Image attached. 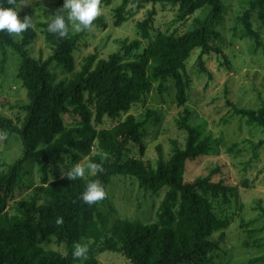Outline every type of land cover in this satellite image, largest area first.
Returning a JSON list of instances; mask_svg holds the SVG:
<instances>
[{"label": "trees", "instance_id": "16d2710c", "mask_svg": "<svg viewBox=\"0 0 264 264\" xmlns=\"http://www.w3.org/2000/svg\"><path fill=\"white\" fill-rule=\"evenodd\" d=\"M24 0H16L18 11ZM110 6L113 0H101ZM222 0H121L114 10L116 27L126 22L132 14L145 5L170 4L178 7L176 19L185 21L197 11L209 6L202 18H194L185 33H151L154 11L137 24L141 40L128 44L120 42L119 51L99 58L97 53L82 59L80 69L75 70L73 52L85 35L70 32L63 40L47 31L50 19L42 23L43 40L51 51L47 60H36L28 56L25 48L36 37L33 28L22 34L20 43L13 36L0 33V75L4 74L11 51L18 57L16 79L25 91L27 103L18 108L23 118L15 122L0 114V133L18 135L22 155L11 164H0V264H99L102 253H119L130 264H210L209 255L218 249L224 231L230 226L228 218L214 212V202L229 203L235 188L223 180L215 181L220 168L209 170L206 176L185 180L187 162L219 153L222 140L216 139L206 129V124L193 123L192 110L187 106L190 77L188 63L194 55L199 75L207 74L205 59L218 57L230 68L225 54V41L214 25L222 11ZM8 7L7 0H2ZM64 0H58L53 15L62 8ZM256 13L261 28H264V0H253L249 8L236 18V28L242 39L261 46L259 31L251 23ZM52 15V16H53ZM101 22L97 19L93 24ZM141 52H138L140 51ZM138 52V53H137ZM124 57H134L125 61ZM69 75L67 80L54 83L50 65ZM208 76H210L208 74ZM175 87L177 107L181 108L176 119L177 127L184 134V141H171L169 155L156 147L155 165L145 160L142 139L146 126L153 116L147 111L142 118L129 112L133 105L143 101L157 85L159 94L168 92V84ZM143 97V98H142ZM230 117L264 135V102L257 109L238 107L226 100ZM126 117L121 120V116ZM64 115H71L75 124L66 126ZM113 124L102 127L105 120ZM5 135H0L2 138ZM252 159L264 150V138L251 144ZM138 155H131V149ZM237 144L225 147L232 153ZM68 156L73 164L82 158L89 162L102 163L105 171L96 176L86 173L83 179L69 180L67 177L49 181V174L65 164ZM30 162L38 164L40 183L34 187L29 200L16 204L15 214L8 213V199L18 185L20 177ZM135 178L139 188L152 193L165 189L156 219L152 224H143L125 219L102 227V238L98 222L102 218L98 206L82 202L80 196L86 184L100 180L105 191L112 177ZM107 199V193L104 200ZM40 200L42 202H40ZM260 217L264 219V208L258 203ZM62 218L63 223L57 220ZM105 223V222H104ZM103 223V224H104ZM220 240L214 241V234ZM53 237L58 244L64 243L68 252L62 255L55 250H46L40 245V237ZM96 237L97 243L89 247L88 258L81 262L73 258L74 246L83 240ZM254 247L264 246L258 242ZM250 264H264V254L251 259Z\"/></svg>", "mask_w": 264, "mask_h": 264}, {"label": "rangeland", "instance_id": "374dc122", "mask_svg": "<svg viewBox=\"0 0 264 264\" xmlns=\"http://www.w3.org/2000/svg\"><path fill=\"white\" fill-rule=\"evenodd\" d=\"M58 0H24L19 6L18 18L23 20L31 17L35 39L25 48L26 53L33 59L45 61L51 55L46 47L40 25L47 22L53 15ZM253 0H222V11L217 19L214 29L220 33L225 41V54L228 57L230 68L224 65L223 59L210 57L205 59L207 74L199 75L197 59L194 55L188 63L187 74L190 77L187 106L192 110L193 123L206 124V129L216 139L222 140L225 147L237 144L232 153L224 151V145H219V153L204 156L197 161L187 162L185 180L191 181L198 176H206L209 170L219 167L220 173L215 181L223 180L230 187L235 188L234 196L229 203L222 200L214 202V212L221 218H228L230 226L224 231L221 241L220 234L213 236L219 241L217 250L209 255L210 264H250L251 259L264 254V246L254 247L258 242L264 243V219L260 217L257 209L259 203L264 208V150L258 153L257 159H252L251 144L264 138L259 129L247 126L244 121L230 117V109L226 100H230L238 107L257 109L260 101L264 102V28L258 22L256 13L251 15V23L261 36L262 46L257 50L254 42L242 39L240 30L236 28V18L249 8ZM121 4V0H113L110 6H104L101 1L102 12L97 17L101 22L93 24L73 52L75 70L80 69L82 59L97 53L99 58L119 51L121 41L128 44L141 40L137 24L147 18L150 11H154L151 33L157 32L183 34L189 28L192 20L204 17L210 10L209 6L197 11L189 19L181 22L176 19L178 7L170 4H147L142 10L136 12L133 7L127 11L132 16L120 26L114 24V10ZM96 19V20H97ZM14 37L20 43L21 37ZM142 41V47L146 41ZM138 52H141L138 51ZM137 52V53H138ZM8 61L4 74L0 75V114L13 119L21 120L23 112L18 108L27 103L24 89L16 79L18 57L11 51L7 52ZM134 57H124L131 61ZM54 83L67 80L69 75L60 68L50 65ZM208 74L210 76H208ZM171 83V82H170ZM168 92L161 94L154 85L151 92L143 101L132 106L129 114L142 118L147 111L152 117L146 126V135L142 139L145 147L144 159L155 165L157 159L156 147L162 148L165 156L169 155L171 141H184V134L176 124L181 108L177 107L175 87L168 84ZM143 98V97H142ZM126 117L121 116V120ZM66 126L75 124L71 115H64ZM113 123L105 120L102 127H110ZM23 149L18 135L7 134L0 138V164H11L22 155ZM131 155H138V149L132 148ZM65 157V164L58 170L49 174V181L66 177V173L74 164L70 157ZM84 166L89 158L80 161ZM91 175L90 173H88ZM38 164L30 162L23 171L17 187L8 199V213L15 214L16 204L21 200H29L34 194V187L41 181ZM165 189L158 193L139 188L135 178L114 176L106 189L107 199L98 206L102 218L97 220L100 231L97 237L102 238V227H109L119 219L152 224L156 219ZM40 202H42L40 200ZM105 222V223H104ZM104 223V224H103ZM102 231V232H101ZM40 245L46 250H55L65 255L68 252L64 243L58 244L53 237H40ZM96 237L83 240L88 248L97 243ZM99 264H130L121 254L105 252L98 256ZM75 264H81L79 261Z\"/></svg>", "mask_w": 264, "mask_h": 264}, {"label": "clouds", "instance_id": "9594fccd", "mask_svg": "<svg viewBox=\"0 0 264 264\" xmlns=\"http://www.w3.org/2000/svg\"><path fill=\"white\" fill-rule=\"evenodd\" d=\"M16 0H7L8 7L3 6L0 0V33L9 36L21 37L23 33L33 27L31 17H25L23 20L18 18V11L14 5ZM101 0H64L62 8L50 18L47 25V31L55 35L58 39H65L70 32L81 33L90 30L93 22L101 15ZM5 135L6 133H0ZM105 171L102 163L89 162L86 166L77 162L66 173V177L74 181L83 179L86 173L92 176L102 174ZM106 191L100 180H92L86 184L80 199L88 206H93L104 200ZM58 224L63 223V219L57 220ZM89 248L87 244L77 243L74 246L73 258L83 262L88 258Z\"/></svg>", "mask_w": 264, "mask_h": 264}]
</instances>
